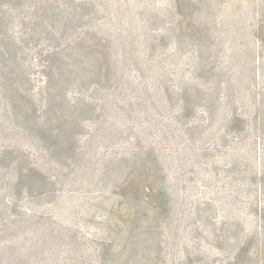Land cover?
Masks as SVG:
<instances>
[{
    "label": "rangeland",
    "instance_id": "1",
    "mask_svg": "<svg viewBox=\"0 0 264 264\" xmlns=\"http://www.w3.org/2000/svg\"><path fill=\"white\" fill-rule=\"evenodd\" d=\"M0 264H264V0H0Z\"/></svg>",
    "mask_w": 264,
    "mask_h": 264
},
{
    "label": "trees",
    "instance_id": "2",
    "mask_svg": "<svg viewBox=\"0 0 264 264\" xmlns=\"http://www.w3.org/2000/svg\"><path fill=\"white\" fill-rule=\"evenodd\" d=\"M100 71V70H99ZM149 157V156H148ZM151 158V157H150ZM152 159V158H151ZM135 170H137V171H139V172H142V173H145V182H146V180L149 178V170H148V168L147 167H144L143 169L142 168H134L133 167V169H132V172L133 171H135ZM131 178H129L127 181H126V185H124V189H127L130 185H131ZM138 187H139V185H138ZM142 188V187H141ZM139 189H140V187H139Z\"/></svg>",
    "mask_w": 264,
    "mask_h": 264
}]
</instances>
